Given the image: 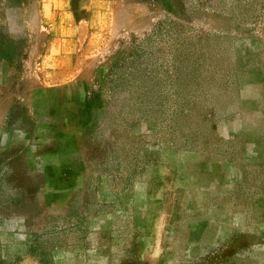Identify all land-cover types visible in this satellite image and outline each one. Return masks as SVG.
<instances>
[{
    "label": "rangeland",
    "instance_id": "374dc122",
    "mask_svg": "<svg viewBox=\"0 0 264 264\" xmlns=\"http://www.w3.org/2000/svg\"><path fill=\"white\" fill-rule=\"evenodd\" d=\"M0 264H264V0H0Z\"/></svg>",
    "mask_w": 264,
    "mask_h": 264
}]
</instances>
